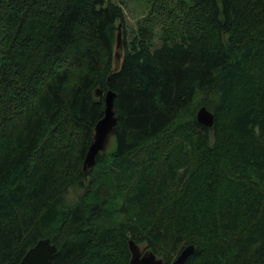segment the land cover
I'll return each instance as SVG.
<instances>
[{
	"label": "trees",
	"instance_id": "1",
	"mask_svg": "<svg viewBox=\"0 0 264 264\" xmlns=\"http://www.w3.org/2000/svg\"><path fill=\"white\" fill-rule=\"evenodd\" d=\"M147 2L119 62L122 3L0 2V264L43 239L49 264H129L131 240L264 264V0ZM109 91L117 128L84 172Z\"/></svg>",
	"mask_w": 264,
	"mask_h": 264
},
{
	"label": "water",
	"instance_id": "2",
	"mask_svg": "<svg viewBox=\"0 0 264 264\" xmlns=\"http://www.w3.org/2000/svg\"><path fill=\"white\" fill-rule=\"evenodd\" d=\"M2 0H0L1 2ZM122 25L118 27L117 47L122 49ZM119 60V58L117 57ZM102 93L97 91L96 96L100 97ZM116 93L109 91L104 95L105 112L104 117L97 123L94 130L93 142L90 145L84 162V172L92 169L97 162L100 153L106 151L111 137L114 135L118 120L115 110ZM197 121L199 124L212 128L215 124V116L206 107H201L197 112ZM131 259L129 264H165L163 258L158 257L151 250H144L133 240L129 242ZM194 246L187 247L177 258L174 264H185V262L194 254ZM58 248L50 239L40 240L24 256L20 264H49L57 254Z\"/></svg>",
	"mask_w": 264,
	"mask_h": 264
},
{
	"label": "rangeland",
	"instance_id": "3",
	"mask_svg": "<svg viewBox=\"0 0 264 264\" xmlns=\"http://www.w3.org/2000/svg\"><path fill=\"white\" fill-rule=\"evenodd\" d=\"M113 3H122L125 10V23L122 25V49L116 48V53L119 55L123 53L124 41H130L135 34L138 23L146 16L149 5L147 0H110ZM119 25V24H118ZM117 25V26H118ZM119 27V26H118ZM118 35V32H117ZM122 52V53H121ZM117 60V58H116ZM120 60V59H119ZM118 60V62H119ZM113 141L111 142V144ZM75 191L70 193L69 197L75 195ZM142 249L146 250L144 246H140Z\"/></svg>",
	"mask_w": 264,
	"mask_h": 264
}]
</instances>
